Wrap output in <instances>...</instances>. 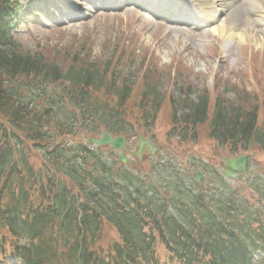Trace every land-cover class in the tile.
<instances>
[{
    "label": "trees",
    "instance_id": "1",
    "mask_svg": "<svg viewBox=\"0 0 264 264\" xmlns=\"http://www.w3.org/2000/svg\"><path fill=\"white\" fill-rule=\"evenodd\" d=\"M20 7L19 0H0V254L7 248L20 264H159L158 238L180 264H250L255 252L264 264V223L251 226L249 198L230 194V186L220 182L221 191L209 198L179 182L176 198L162 197L116 168L112 149L62 139L101 129L128 134L138 117L149 127L165 95L149 73L137 95L117 62L100 68L82 59L63 69L43 54L24 52L11 33ZM190 92L166 101L170 136L197 141L208 125L209 137L234 154L264 146L257 105L249 110L224 97L211 104L208 93L194 100ZM43 105L56 110L46 115ZM33 151H40L42 164L31 160ZM130 184L136 190L124 188ZM241 214L248 218L241 221ZM108 227L118 239L105 246Z\"/></svg>",
    "mask_w": 264,
    "mask_h": 264
},
{
    "label": "rangeland",
    "instance_id": "2",
    "mask_svg": "<svg viewBox=\"0 0 264 264\" xmlns=\"http://www.w3.org/2000/svg\"><path fill=\"white\" fill-rule=\"evenodd\" d=\"M27 1L20 2L26 4ZM73 1L70 3L72 10L79 12V16L74 15L77 18L75 20L65 18L73 15L72 11H67L64 17L63 11L57 9L58 5L60 8L62 5L59 0H48L49 7L44 1L36 0L34 8L39 11L37 16L23 8L13 10L14 13L19 11L13 23L16 28L13 34L21 43L23 51L43 54L48 61H57L63 69L73 62L80 63L82 59L100 68L105 66L106 61L112 64L117 62L115 66L121 72V78H129L135 83L137 95L144 87L143 77L151 74L147 80L151 83L159 81L160 91L165 95L164 105L149 127L140 120L142 117L134 120L138 126L134 127L136 136L130 137V144L136 147L138 136L143 133L160 150L155 155L145 152L140 162L132 158L129 167L134 172L142 171L146 175L154 164H166L170 160L172 170L165 167L159 169L168 176L179 172L187 181L194 183V173L201 165L207 164L221 171L220 164L225 157L247 152L251 162L249 174L237 175L233 181L229 179L228 183L233 188L230 193L234 190L238 196L249 198L255 219L251 226L260 228V224L264 223V198L261 192L264 187V146L256 143L246 151L240 150L234 154L229 146H221L209 137L208 125L199 128L197 141L170 138L168 132L172 126V103L166 101H170V96L175 99L180 95L184 97L190 88L194 100L205 92L209 94L211 104L217 97H224L229 103L239 104L249 110L257 105L259 124L264 122V0H257V5L241 1L237 11L231 13L229 10L221 15L219 23L224 28L198 31L190 27L187 30L168 27L136 9L98 11L86 0ZM232 15L240 21V25L232 27ZM244 15L247 20L242 18ZM224 29L232 35L229 36ZM108 99L113 102L111 95ZM137 100L136 96L133 102ZM85 134H69L62 139L85 141ZM31 160L36 165L42 164L40 151H33ZM121 164L118 158L116 166ZM206 176L203 185L207 189L204 193L210 198L209 194L213 192L211 188L216 190L219 185L216 177L208 179ZM245 218H248L247 215L241 214L240 220L245 221ZM112 239H118V234L115 229L108 227L101 242L106 246ZM6 251V257L0 254V264H19L7 248ZM159 251L164 252L162 264H177L167 261V251Z\"/></svg>",
    "mask_w": 264,
    "mask_h": 264
},
{
    "label": "water",
    "instance_id": "3",
    "mask_svg": "<svg viewBox=\"0 0 264 264\" xmlns=\"http://www.w3.org/2000/svg\"><path fill=\"white\" fill-rule=\"evenodd\" d=\"M126 142L127 140L124 136L118 135L117 137H113L110 132H106L101 138L91 137L89 140L90 144L97 143L102 146H107L108 144H110L115 149L124 148L125 151H128V146H126ZM144 144L149 146L150 151L152 152L155 151L153 145H151L148 142V140L144 138V136H141V144H140L141 147L139 148V151L136 153L137 156H140ZM120 157L124 162H127V159L126 157H124V155L120 154ZM221 163H222L221 165L225 169V174H227L229 177H234L236 173L247 174L250 165L249 155L248 154L239 155V156H235V158L226 157L224 162ZM196 178L198 181H201L202 177L199 172L197 173Z\"/></svg>",
    "mask_w": 264,
    "mask_h": 264
},
{
    "label": "bare ground",
    "instance_id": "4",
    "mask_svg": "<svg viewBox=\"0 0 264 264\" xmlns=\"http://www.w3.org/2000/svg\"><path fill=\"white\" fill-rule=\"evenodd\" d=\"M240 1H248V0H226V1H223V0H203V3L210 4L214 8L217 5V2H218V6H220L219 3H221L223 5V7L218 8V10H215V12H218V11H220V12L224 11L225 12L226 9L228 10V7H230V6L233 7V4H238V3H240ZM248 2H251L253 5H257V3L254 1L252 2L249 0ZM119 3L120 2L118 0L115 2V4H117V5H119ZM167 5H168L169 10H171L173 8V6L170 3H167ZM240 5L241 4H239L238 6L235 5V7L232 9L231 13L237 11L239 9ZM155 8L160 9L161 6H157V4H156ZM214 17H215L214 19L216 20L217 19L216 16H214ZM262 17H263V15H261L260 18L262 19ZM235 18H236L235 15H232V18H231L232 22L230 23L233 25L232 27L240 25V21L236 20ZM242 18L247 20L245 15ZM244 23H246V22H244ZM228 24H229V22H228ZM248 26H250V24H248ZM219 27L224 28L225 26L220 23L219 26H217V28H219ZM225 29L223 31H225ZM225 32H227L229 36L232 35V33L229 34V30H226Z\"/></svg>",
    "mask_w": 264,
    "mask_h": 264
}]
</instances>
